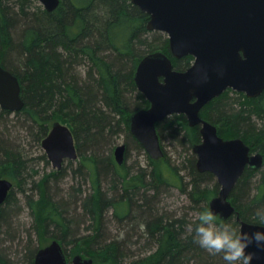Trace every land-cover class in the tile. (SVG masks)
I'll return each mask as SVG.
<instances>
[{
	"label": "trees",
	"instance_id": "obj_1",
	"mask_svg": "<svg viewBox=\"0 0 264 264\" xmlns=\"http://www.w3.org/2000/svg\"><path fill=\"white\" fill-rule=\"evenodd\" d=\"M29 1L0 0V66L16 76L21 86L24 107L13 114L34 128L39 127L42 138L46 136V126L54 120L62 121L74 136L80 167H85L84 177L91 182L90 193L84 196L77 190L73 202L82 211L81 218L87 217L94 229V234L82 239V254L92 264H226L222 253L212 255L193 239L199 213L208 208L219 190L217 183L210 184V179H214L212 174L196 170L194 154L188 155L185 161L190 176L188 191V184L165 158L164 151L158 160L145 154L146 168L138 167L131 173L124 171L127 151L124 164L117 166L109 148V140L116 130L124 131L139 145L129 131V118L130 113L149 107L133 79L140 60L161 50L171 59L175 70L184 71L193 58L185 56L175 60L169 53L167 38L161 41L149 38L151 33L146 29L149 17L130 0H84L78 6L71 0H60L53 12L36 9ZM12 54L16 63L12 61ZM80 65L87 66L83 81L81 72L76 70ZM133 93L136 95L134 106L128 99ZM230 94L235 96L231 98ZM10 113L0 109V116ZM199 115L216 126L218 136L240 138L251 153L259 152L264 159V91L257 98L249 99L242 93L226 90L204 106ZM179 124L184 126L178 128ZM156 129L160 144L163 132L183 150L190 151L200 142L199 127L190 128L183 115L167 117L156 124ZM4 136L5 132H0V177L14 185L22 177L24 162L19 151L3 140ZM109 174L111 195L101 186L102 177ZM59 176L61 171L51 177ZM48 180L49 177L43 180L45 189L38 200H27L34 215L33 231L37 237L50 234L49 239L61 242L67 259L75 256L74 248L79 247V239L72 229L78 223L72 225L66 203L49 196ZM167 188L186 190L197 211L192 221L160 214L155 199L161 189ZM12 197L13 188L0 206V230L7 232L12 229ZM229 200L240 220L264 226L255 216L257 209H264V162L258 170L245 168ZM109 211L120 225L131 224L132 212L138 213L134 231L143 226L142 235L147 244L154 242L156 249L125 261L121 244L99 240L104 215ZM219 220L239 228L235 216ZM8 241L0 238V264H17L14 254L4 247ZM42 246L33 245L29 237L23 255L25 262L34 264L35 254ZM69 246L70 255L66 252Z\"/></svg>",
	"mask_w": 264,
	"mask_h": 264
},
{
	"label": "water",
	"instance_id": "obj_2",
	"mask_svg": "<svg viewBox=\"0 0 264 264\" xmlns=\"http://www.w3.org/2000/svg\"><path fill=\"white\" fill-rule=\"evenodd\" d=\"M47 12H53L60 0H37ZM148 15V31L166 34L169 53L179 60L191 56L193 62L184 71L173 68L162 52L144 56L134 73L137 91L149 103L147 109L131 114L129 131L148 157H163L156 124L172 115H183L190 128L199 127L200 142L192 146L196 170L214 176L219 190L208 208L219 219L235 216L239 227L248 230L263 225L240 220L229 200L232 189L246 167L258 170L263 156L251 153L240 138L223 139L214 124L200 117L201 109L226 90L257 98L264 91V0H130ZM24 107L21 86L16 76L0 66V109L11 113ZM52 167L60 171L64 160H77L74 136L67 125L54 122L41 141ZM126 146L113 150L117 166L125 160ZM13 188L11 181L0 177V206ZM248 250H255L250 247ZM34 264H92L89 258L75 255L68 263L56 240L40 248ZM252 264H264L253 259Z\"/></svg>",
	"mask_w": 264,
	"mask_h": 264
},
{
	"label": "rangeland",
	"instance_id": "obj_3",
	"mask_svg": "<svg viewBox=\"0 0 264 264\" xmlns=\"http://www.w3.org/2000/svg\"><path fill=\"white\" fill-rule=\"evenodd\" d=\"M30 1L29 2L36 9H44L37 0ZM71 1L76 6L81 5L84 2V0ZM150 33L151 37L149 38L152 39L155 38L161 41L164 40L163 38H167L166 34L162 32L150 31ZM12 58V61L15 62V55L12 54ZM76 70L78 72H81L80 78L83 81L85 79V71L87 70V66H77ZM135 96L136 95L134 93L128 96V99L133 104V106L134 102L136 101ZM234 96L235 95L230 94L231 98H233ZM133 106L131 105V107ZM0 118L2 122V125L0 126V132H5L3 140H5V142H7L10 147L19 151L20 157L24 162L22 177L13 185V205H11L12 229H9L8 232L6 229L0 230V238L3 240L9 239L8 242H5L4 247H6L10 253L14 254V258L17 264H28L23 259V255L25 253L24 250L28 245L29 237L30 242L36 247H38V244H42V247H44L48 245L52 240H57L49 239L51 238L50 234L44 235L42 233L39 237H37V235L33 231V224L35 223L34 215L27 206L28 199H31L33 201L39 199L40 193L45 189L43 186V180L46 177H49L47 183V192L49 196L53 197V199L56 201L61 200L62 202L66 203L67 205L65 207L69 212L68 216L72 222V225L78 223L77 227H72L75 238L79 239L77 241L79 247L74 248V253L75 255H81L83 258H87V256L82 254L84 245L82 239H84V237L86 236H89L90 234H94V229L90 227L91 222L87 217L81 218L82 211L78 206H74L73 204L75 195H77V190H80L84 194V196L90 193L91 182L88 177H84L83 170H85V167L84 169L83 167H80L81 164L79 158L77 160H64L62 163V168L60 170L62 176H59L56 179L51 177L59 171L55 170L52 167L50 161L47 159L44 150L41 147L43 135H41V133L39 132L40 128H34L32 125H30V123L13 113L0 116ZM57 121L63 123L60 120L51 121V123L46 126V130L44 129L46 135L49 132L52 124ZM183 126L184 124H179L177 127L181 128ZM116 131V134H113V136L109 140V148L112 157L114 148L118 145L124 144L126 146L125 151H127L124 171L128 170L129 172L134 173L138 167L146 168L147 154L144 149L141 146L139 147V145L137 146L135 143H133L131 141V138H128L127 134L124 131ZM163 134L164 136L163 140L161 141V146L163 151L165 152V158L179 170L180 175L183 177V181L186 183V186L188 184L187 190L189 191L190 176L185 161L187 160L188 155L193 154L192 149H190V151L183 150V148L177 143V141H175L174 139L172 140V138L167 136V134H165L164 132ZM110 178V174L105 178L102 177L101 186L105 191H107L108 194L111 195L113 194V192L111 191V189L109 190ZM254 181L255 179H253L252 182L254 183ZM214 183H217L216 179H210V184L213 185ZM185 191H180L177 188L161 189L157 194V198L155 199V202L158 203L160 214H163L166 218L192 221L197 216V211L192 205L190 198ZM128 210L129 209H127L126 212H128ZM131 216H133V222L131 224L120 225L118 223V220L112 216L111 212H107L104 215L103 219V231L99 235V240L101 241H103L102 239H105V241H116L121 244L123 250L122 254L125 261H131L138 257L149 254L153 252L157 247V244H155L154 242L149 245L147 244L148 241L142 235V232L144 230L143 226H140L138 228V232L134 231L135 223H137L136 217L138 216V213L132 212ZM15 230L16 234L14 232ZM5 231L6 233L4 234ZM59 243L60 245H62L61 242ZM70 247L71 246H69L66 251L67 253H69V255L71 252ZM73 257L74 255L68 256L67 261L70 263Z\"/></svg>",
	"mask_w": 264,
	"mask_h": 264
},
{
	"label": "clouds",
	"instance_id": "obj_4",
	"mask_svg": "<svg viewBox=\"0 0 264 264\" xmlns=\"http://www.w3.org/2000/svg\"><path fill=\"white\" fill-rule=\"evenodd\" d=\"M255 216L264 224V209H257ZM198 219L194 241L212 255L222 253L226 264H252L253 259L259 260L264 254V228L248 230L220 222L218 213L210 207L202 210ZM250 247L255 250H248Z\"/></svg>",
	"mask_w": 264,
	"mask_h": 264
},
{
	"label": "flooded vegetation",
	"instance_id": "obj_5",
	"mask_svg": "<svg viewBox=\"0 0 264 264\" xmlns=\"http://www.w3.org/2000/svg\"><path fill=\"white\" fill-rule=\"evenodd\" d=\"M192 62H193V61H192ZM189 67H190V66H189ZM189 67H188V68H189ZM68 263H69V262H68Z\"/></svg>",
	"mask_w": 264,
	"mask_h": 264
},
{
	"label": "bare ground",
	"instance_id": "obj_6",
	"mask_svg": "<svg viewBox=\"0 0 264 264\" xmlns=\"http://www.w3.org/2000/svg\"><path fill=\"white\" fill-rule=\"evenodd\" d=\"M115 161V160H114Z\"/></svg>",
	"mask_w": 264,
	"mask_h": 264
}]
</instances>
